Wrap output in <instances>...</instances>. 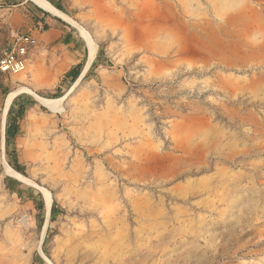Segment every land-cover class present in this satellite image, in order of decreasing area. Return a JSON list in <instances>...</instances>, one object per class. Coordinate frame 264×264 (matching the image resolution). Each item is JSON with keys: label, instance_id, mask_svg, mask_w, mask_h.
<instances>
[{"label": "rangeland", "instance_id": "obj_1", "mask_svg": "<svg viewBox=\"0 0 264 264\" xmlns=\"http://www.w3.org/2000/svg\"><path fill=\"white\" fill-rule=\"evenodd\" d=\"M56 1L96 55L56 22L69 44L30 33L26 72L0 73V264H264V0ZM15 91L29 183L4 173Z\"/></svg>", "mask_w": 264, "mask_h": 264}, {"label": "trees", "instance_id": "obj_2", "mask_svg": "<svg viewBox=\"0 0 264 264\" xmlns=\"http://www.w3.org/2000/svg\"><path fill=\"white\" fill-rule=\"evenodd\" d=\"M26 0H20L21 3L25 2ZM48 2H50L56 9L60 10L61 12L64 13V9L62 7V5L60 3H58L56 0H47ZM7 2H9V0H7ZM6 4H9L7 3ZM27 4L33 8L31 15L32 16V20L34 21V23L36 25H39V23H41L40 26V31L42 33L48 32L51 30L52 26L47 23L45 20L47 19H52L53 21H56L62 28H70V26L65 23L64 21H62L61 19L52 16L50 13L42 10L41 8H39L38 6H36L34 3L32 2H27ZM36 14L40 15L41 17L36 16ZM72 35L67 34L64 35V41L69 44ZM106 56L105 53V49L104 46L101 45L96 61L94 63L95 66H101V65H108L111 66V62L109 60L106 61V63H104V58ZM85 68V63L81 62L79 64H77L76 66H74L69 72L66 73L65 77H64V81H70L71 83H75L78 81V79L80 78V76L82 75L83 71ZM7 94V91H6ZM62 95H60V93L53 95V96H43V98L46 99H58L60 98ZM29 104H35L36 101L33 98H29L28 100ZM27 105L26 104H21L19 103V101L16 99L11 107L10 110L8 112V116H7V122H6V130H5V140H6V144H7V158L10 164V167L18 172L19 174L26 176V167L24 165H22L19 162L18 159V155H17V149H16V141L17 138L20 134V130H21V122L24 120L26 112H27ZM10 147H14L13 150L10 151ZM41 200L37 205V209L40 212V214L43 216L44 212H45V202L44 199L42 197V195L40 196ZM59 214H65V211H61L59 208V205L56 201L53 202L52 206H51V211H50V222H56L57 217ZM43 223V220L41 222V224ZM50 231V229H48V232ZM47 242V238L43 244V252L48 254L47 250L45 249V244ZM36 256V260L40 261L41 263H44V261L41 259V257H39V255H35Z\"/></svg>", "mask_w": 264, "mask_h": 264}, {"label": "crops", "instance_id": "obj_3", "mask_svg": "<svg viewBox=\"0 0 264 264\" xmlns=\"http://www.w3.org/2000/svg\"><path fill=\"white\" fill-rule=\"evenodd\" d=\"M6 2H7V0H0V18L4 17V19H2V21H0V29L6 28V30H9V31L10 30H17V31H20V32L25 33V34L32 33L34 35L40 31L41 23H39V25H36L34 23V21L32 20V16H33V15H31L32 9H30L31 7L27 4L28 0H26L23 3H21L20 0H15V1L9 0V2H7L9 4H6ZM29 2H32V1H29ZM36 6H38V5H36ZM38 7L41 8L40 6H38ZM41 9L45 10L43 8H41ZM47 12L50 13L49 11H47ZM1 13H3V14H1ZM50 14L54 17H59V16L54 15L52 13H50ZM36 16L41 17L38 14H36ZM59 18L62 19L61 17H59ZM62 20H64V19H62ZM45 21L47 23H49L52 26V28L50 31L45 32L42 35H47V36H52V37L64 36L63 32L60 30V27H58L56 25V21H53L52 19H47Z\"/></svg>", "mask_w": 264, "mask_h": 264}, {"label": "built area", "instance_id": "obj_4", "mask_svg": "<svg viewBox=\"0 0 264 264\" xmlns=\"http://www.w3.org/2000/svg\"><path fill=\"white\" fill-rule=\"evenodd\" d=\"M36 46L37 40L32 35L17 30L10 31L7 47L0 58V73L15 76L26 72L29 57Z\"/></svg>", "mask_w": 264, "mask_h": 264}, {"label": "bare ground", "instance_id": "obj_5", "mask_svg": "<svg viewBox=\"0 0 264 264\" xmlns=\"http://www.w3.org/2000/svg\"><path fill=\"white\" fill-rule=\"evenodd\" d=\"M28 1H32L36 5L45 9L46 11H49L50 13L61 17L62 19H64V21L68 22L71 25V27H73L78 32L80 37L84 40L86 47H87V51H88V60L86 63V67L87 68L90 67L91 64L93 63V61L95 59V55H96V44L91 39L90 35L81 26H79L77 23L70 20L64 13H62L61 11H59L55 7H53L48 1H46V0H28ZM20 93L21 92H19V91H15V92H12L8 95L7 101H6V111L10 107L13 100ZM38 100L44 107H46L49 110H53L56 107L57 102H58L56 100H50V99H46V98H39ZM4 173H5V175L13 177V178H15V179H17L23 183H29V181L26 177H24L23 175L19 174L16 171H14L6 163H5V167H4ZM45 199H46L47 208L50 209L51 204H50L49 197L46 195Z\"/></svg>", "mask_w": 264, "mask_h": 264}, {"label": "water", "instance_id": "obj_6", "mask_svg": "<svg viewBox=\"0 0 264 264\" xmlns=\"http://www.w3.org/2000/svg\"><path fill=\"white\" fill-rule=\"evenodd\" d=\"M45 11V10H44ZM47 12V11H46ZM57 18H59V17H57ZM60 19V18H59ZM62 20V19H61ZM62 21H64V20H62ZM64 22H66V21H64ZM67 23V22H66ZM67 24H69V23H67ZM70 25V24H69ZM85 70H86V67L84 68V71H83V73H82V75L80 76V78L78 79V81H80L82 78H83V74H84V72H85ZM46 203V202H45ZM50 214V213H49Z\"/></svg>", "mask_w": 264, "mask_h": 264}]
</instances>
